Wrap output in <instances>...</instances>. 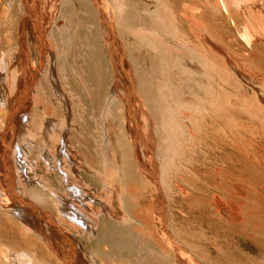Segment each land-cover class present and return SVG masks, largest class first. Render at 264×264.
Wrapping results in <instances>:
<instances>
[{
    "label": "bare ground",
    "instance_id": "bare-ground-1",
    "mask_svg": "<svg viewBox=\"0 0 264 264\" xmlns=\"http://www.w3.org/2000/svg\"><path fill=\"white\" fill-rule=\"evenodd\" d=\"M212 224L264 241V0H0V264H209Z\"/></svg>",
    "mask_w": 264,
    "mask_h": 264
},
{
    "label": "rangeland",
    "instance_id": "rangeland-1",
    "mask_svg": "<svg viewBox=\"0 0 264 264\" xmlns=\"http://www.w3.org/2000/svg\"><path fill=\"white\" fill-rule=\"evenodd\" d=\"M171 181L172 180H170V182ZM170 182H167V185L170 184ZM173 208L175 209L174 206H173ZM175 213L174 214L172 213V217H171L173 223L175 222L174 224H176L177 222L180 221V219H179L180 217H178V214H175ZM176 219H177V222H176ZM116 223H118V225L120 224L123 227L124 230H132L134 225L135 226L139 225V223L136 224V222H134L133 224L124 223V225H123L122 222H119V221L116 222ZM204 225H207L206 222H204ZM221 225L222 224H219L218 226L222 227L223 225L222 226ZM128 226L132 227V228H129ZM210 226H211L210 227L211 230L214 227L213 231H215L217 234L219 233L218 234V238L220 239V244H221L220 249H217V247H215L210 241H208V240H207L208 242L205 241L204 244L206 246H208L210 251H211L210 254L212 256H211L210 261H209L211 264H213V263H215V264H264V245H263L264 241L263 240H259V241H257V243L253 244L254 247H252V249H243L242 246L240 245L241 242L238 240L237 237L234 236V240H231V236L230 235L232 233L230 231L226 230L227 228H225V226L223 227L224 230L219 228V227H217V225L213 226V224H212ZM216 229H218L219 231L216 230ZM220 229L222 230L221 231L222 233H220ZM225 231H227V232L225 233ZM223 232H224V234H223ZM223 235H225V236L229 235V239H228L227 242L226 241L222 242L221 239H222ZM235 241H237V242H235ZM210 246H212L213 248H211Z\"/></svg>",
    "mask_w": 264,
    "mask_h": 264
}]
</instances>
